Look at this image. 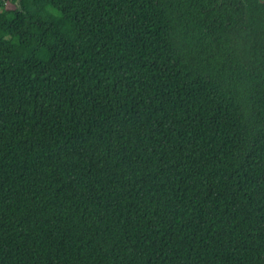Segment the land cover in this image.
<instances>
[{
    "label": "trees",
    "instance_id": "16d2710c",
    "mask_svg": "<svg viewBox=\"0 0 264 264\" xmlns=\"http://www.w3.org/2000/svg\"><path fill=\"white\" fill-rule=\"evenodd\" d=\"M0 1V264H264V5Z\"/></svg>",
    "mask_w": 264,
    "mask_h": 264
},
{
    "label": "flooded vegetation",
    "instance_id": "af4514ba",
    "mask_svg": "<svg viewBox=\"0 0 264 264\" xmlns=\"http://www.w3.org/2000/svg\"><path fill=\"white\" fill-rule=\"evenodd\" d=\"M7 1V0H6ZM223 0H219V2H222ZM240 2L242 1L244 7H246L247 4V0H239ZM263 0H250V6L254 5L253 3H258L259 5H264V3L262 2Z\"/></svg>",
    "mask_w": 264,
    "mask_h": 264
},
{
    "label": "water",
    "instance_id": "95a60500",
    "mask_svg": "<svg viewBox=\"0 0 264 264\" xmlns=\"http://www.w3.org/2000/svg\"><path fill=\"white\" fill-rule=\"evenodd\" d=\"M0 1L5 2L6 0H0ZM262 2L264 3V0ZM14 3L18 11L23 12V9L21 6V0H14Z\"/></svg>",
    "mask_w": 264,
    "mask_h": 264
}]
</instances>
